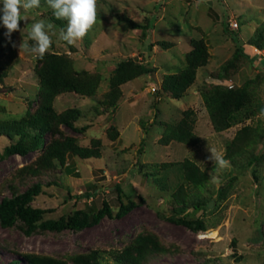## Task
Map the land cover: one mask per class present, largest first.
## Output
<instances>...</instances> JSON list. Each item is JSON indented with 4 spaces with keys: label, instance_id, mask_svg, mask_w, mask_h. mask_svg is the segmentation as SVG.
Listing matches in <instances>:
<instances>
[{
    "label": "rangeland",
    "instance_id": "1",
    "mask_svg": "<svg viewBox=\"0 0 264 264\" xmlns=\"http://www.w3.org/2000/svg\"><path fill=\"white\" fill-rule=\"evenodd\" d=\"M76 2L56 24L52 0H0V199L38 182L29 202L44 211L36 224L76 209L91 214L101 200L110 213L80 230L26 232L15 218L0 225V264L34 256L82 264L94 254L99 259L86 264H264V0ZM191 41L200 42L204 62L175 99L160 86L186 67ZM41 51L66 58L73 78L94 84L92 93L44 94ZM127 60L150 71L120 83L111 106L110 78ZM214 88L244 90L219 129L205 102ZM46 105L55 114L76 109L72 124L82 130L58 123L25 154H4L25 122L46 120ZM51 138L97 154L65 156L76 175L55 159L44 166ZM85 184L96 192L79 198ZM128 201L133 206L116 216ZM168 217L200 220L203 230Z\"/></svg>",
    "mask_w": 264,
    "mask_h": 264
},
{
    "label": "trees",
    "instance_id": "2",
    "mask_svg": "<svg viewBox=\"0 0 264 264\" xmlns=\"http://www.w3.org/2000/svg\"><path fill=\"white\" fill-rule=\"evenodd\" d=\"M53 8L50 13V19L56 24H62L69 19L70 14L75 10L78 3L76 0H52ZM159 45L164 43L159 42ZM191 50L187 55L186 67L178 73L167 74L161 83V90L168 94V96L178 99L180 98L187 86L192 82L194 70L204 62V50L199 41H191ZM242 53V47H237L236 52ZM36 62L39 64L37 73L39 81L44 88L46 95H51L58 91L72 90L81 94H91L94 84L89 81L77 80L73 78L69 72L66 58L56 54L47 53L41 51L36 55ZM150 69L142 64H137L127 61H119L115 67V73L110 78L109 86V104L114 106L115 99L118 97L119 91L117 86L129 80L131 77L139 73H148ZM244 99L243 89H219L214 88L208 96L205 97V102L209 110L211 118H213V125L216 129L228 126V119L234 116V112L238 109ZM47 112L46 120L37 123L25 122L26 125L17 134L19 139L11 142L4 147V154H19L23 155L28 150L33 149L42 139V134L49 130L56 124H64L69 128L80 131L82 127L77 128L72 124V120L77 115V110L73 108L65 109L64 111L55 114L49 106L43 107ZM32 137L35 140L33 145H26L24 143V137ZM68 141H71L68 139ZM68 141H59L52 139L45 146L44 154L41 157V162L45 165H50V160L55 159L59 165L67 171L76 175V171L71 163H63V159L66 156H72L74 153L82 157L88 155L97 154L95 149L81 148ZM93 187L91 184H85L84 191L81 197H92L96 190L89 192V188ZM114 188L118 191V186L114 184ZM40 192V184L35 182L26 188L22 193L12 197L3 196L0 199V225L9 226L12 224L15 218L19 219L23 224L25 231L33 229L36 225L42 229L47 230H61L63 228L70 230H80L84 227L90 226L98 222L104 215H109L110 209L106 201L101 200L100 207L96 208L94 212L89 214L84 209H76L70 215L59 217L55 220H43L36 224L41 219V215L44 212L43 209L34 208L29 205L30 200ZM133 206L132 201H128L127 204L120 202L118 209L115 213L116 216H121ZM169 220L182 224L192 229L203 230V225L200 220H189L181 217H168ZM116 258V257H115ZM128 255L117 257V262L121 263L125 261ZM99 259L98 256H91V259L81 260L82 264L89 262H96ZM80 261V260H79ZM4 264H17V261H8ZM27 264H60L59 261L50 257H30L27 258Z\"/></svg>",
    "mask_w": 264,
    "mask_h": 264
},
{
    "label": "water",
    "instance_id": "3",
    "mask_svg": "<svg viewBox=\"0 0 264 264\" xmlns=\"http://www.w3.org/2000/svg\"><path fill=\"white\" fill-rule=\"evenodd\" d=\"M210 204H211V203H210V202H208V203H207V206L209 207V206H210Z\"/></svg>",
    "mask_w": 264,
    "mask_h": 264
}]
</instances>
